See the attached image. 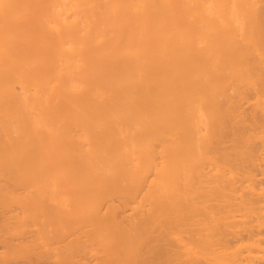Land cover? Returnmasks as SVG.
I'll return each instance as SVG.
<instances>
[{"label": "bare ground", "instance_id": "bare-ground-1", "mask_svg": "<svg viewBox=\"0 0 264 264\" xmlns=\"http://www.w3.org/2000/svg\"><path fill=\"white\" fill-rule=\"evenodd\" d=\"M64 1L0 0V264H136L193 179L264 213L253 171L212 165L233 121L244 163L264 150V0ZM255 240L231 264H264Z\"/></svg>", "mask_w": 264, "mask_h": 264}, {"label": "rangeland", "instance_id": "rangeland-1", "mask_svg": "<svg viewBox=\"0 0 264 264\" xmlns=\"http://www.w3.org/2000/svg\"><path fill=\"white\" fill-rule=\"evenodd\" d=\"M65 1H64L65 5H68L69 1L68 0H65ZM96 1L97 2H95V3H97V4H95V7L97 8V10L94 8L95 9V11L93 10L94 14H97L96 11L98 12L99 11L98 9L101 10L104 3H106V1H108V0H106V1L101 0L104 3L100 2L98 0H96ZM98 2L103 3V4H101V6H100V4H98ZM93 4L94 3H92V6H93ZM106 5H108V4H106ZM103 10H105V9L103 8ZM100 12L101 11H99L98 14ZM103 12L104 11H102L101 13H103ZM208 12H210V11H208ZM228 95L233 96L234 94L232 92H229ZM234 122H236V121H233L230 125L228 124L225 140H226V142L227 141H229V142H227V143L225 142V144L223 146H218L217 147L218 149L216 148L217 151L214 152V154L216 155L215 156L216 159L214 160V163L212 162V165L218 164V166H214V165H213L214 167L212 165L211 166L214 168V170H215V168H216V170L218 168H220L217 170L219 172V174L221 173V171L223 172V170H224L226 172L231 173L233 176H235V178L238 177L240 179H243V176L241 178V175H244V172L247 171V169L249 172L253 171V174L257 175V179H256L257 185L261 184L260 187L264 188V175L262 174L263 172H261L262 170L264 171V150L262 151V149H259L258 150L259 152L257 150H256L257 152L256 151L252 152L253 153L252 155L254 157L256 156V159H254V157L251 156L248 159V163H244L243 159L245 157H243L239 146H237V143L235 146H233L234 144L231 142V140H232L231 138L233 137L232 134H235L236 133L235 131L237 129V128L236 129H234V128H235L236 124L240 122V120L238 122H236L235 125H232V124H234ZM256 135L260 136V133H257ZM252 142L257 143L259 145V142H261V140L260 139H257V140L254 139ZM258 145L257 146L254 145L253 147L258 148ZM259 147H260V145H259ZM219 148H221V149H219ZM211 152L209 151L208 154H210ZM212 155H213V153H212ZM209 157H212V156H209ZM215 157L213 155V159ZM251 159L253 160V162ZM216 160H217V163H216ZM211 161H213V160H211ZM208 163H211V162H208ZM205 164H207V163H205ZM253 164L257 165V166H253ZM204 165H203V168H205V170H206L205 172H207V169L209 166L208 165L204 166ZM210 167H209L208 172L210 170H212V172L215 174L211 175L212 172L210 171L211 174L209 176L215 177V178H214V180H213V178H210V180H208L209 177H207V180L209 183H210V181H211V183H213V182H216L215 180H216V176L218 174L216 175L217 171H213V168L212 167L210 168ZM217 178L219 179V175L217 176ZM203 179L204 178H202V180L196 179V180L200 181V183H198V181L194 182V179H193L194 184L190 183L193 185V186L190 185L191 188L189 187V184H188L189 182H187V183L184 182V186H183V182L181 183L183 186V189L179 188V189H181V190H179V193L183 191V194L180 195V199L177 198L175 200V202L173 201L174 203L178 204L177 202L179 199L181 202H179L180 204H178L179 205L178 207H176L175 205H174V207L178 208L179 211H181L182 209H184L186 207L185 204H187L190 207V209L187 212L186 211L180 212L179 215L181 216L180 217L181 220L178 219V217H177L178 214H176L177 216L174 214L176 209L174 207L170 208L169 207L170 205L168 207L171 211H173L172 214L170 213V215L173 216V214H174L176 217V218L174 217V219H178V220H173L172 219L173 217H171V220H173V221H171L169 219L167 220L166 217H162V216H166L164 214L168 215V212H170V211L166 210V213L165 212L162 213V209L164 208L165 204H166L165 208L167 207L169 202L171 204V202H172L171 199H168V202L166 201V203L163 204L162 209L159 210L162 215H160L159 212L157 211L158 214L153 216V214H155L156 211L153 214L150 212L151 213L150 218H151V220H154V223H151L152 222L151 220H150L151 222L148 220V223L150 222L151 224H153V228L150 224H148L147 226L149 227V225H150L151 227H149V228H152V229L144 230L145 232L144 231L142 232L143 235H141L142 236L141 240L143 239L144 242L142 241V243H140V244L141 245L144 244V245H142V246L140 245L137 248V252L139 254H138V261L136 264H227L231 260H236L235 259L236 257L239 260L244 259L246 257L245 255H248V253H246L248 251H246V250L249 248L248 247L249 244L252 245V242H254L255 239H256L255 241H257V238H258V241H260V240L264 241V239L262 238V237H264V235H262L260 233V232H263V229H264V223H262V222H264V217H263L264 215L262 216V214H264V213H260V210H258L259 208L258 209L256 208L257 211H254V210H251V208L249 207L250 205H248V207H249V209H248L246 205H244L243 203L242 204L240 203L243 198L248 197V196L243 197V195H246V191L244 188L243 189L245 191V194L243 193L244 191H241V189L240 190L238 189L239 192H237L236 194L234 191L232 193L230 192L232 190V188H233V190H236V191H237V189H235V187H237V188L241 187L242 188L243 186H241V184H240L241 182L240 183L237 182L238 184H235L236 186L233 185L232 188H229V185L231 186V184H229L227 189H230V190H228V194H227L225 192V191H227V190H225L226 185H224V183H223L224 179L222 180L220 178V180L222 181V185H221L220 180H219L220 185H218L219 182H217L215 184L213 183L212 185L207 184V183L204 184V182H207V181H206V178L204 179L205 181ZM218 179H217V181H218ZM202 181H204V182H202ZM201 182L204 185L201 184ZM227 183H229V182H227ZM216 184L219 187H217ZM232 184H234V183H232ZM215 185L217 188V189H215L216 192L217 191L220 192V189L222 188V186H225L223 188V190L227 195L225 194L226 196H223L222 198H219L220 197L219 194H217L219 196L218 198H216L217 196L215 194L214 195L216 197L214 195H212V192H213L212 187H214ZM218 188H219V190H218ZM199 192H200V194H199ZM221 194L223 195L224 193H221ZM172 200H174V199L172 198ZM251 200H250V202H251ZM244 201H246V200H244ZM244 201H242V202H244ZM253 203H254V201H253ZM241 205H243V206H241ZM256 205H258V204H256ZM252 206H254V204H252ZM146 207L147 208L145 210H146V214H147L149 211H147L148 206H146ZM256 207H259V205ZM165 208H164V211H165ZM178 209L176 210V212L178 211ZM252 209H253V207H252ZM246 223L250 224V226H248V229H251L250 231H252V233L248 229L246 232L249 233V237L253 236L251 238L246 236V234H248V233H246L245 231L242 232V230H244L243 226H245ZM259 223L261 225H258ZM232 224H233V226H231ZM261 226H263V227H261ZM246 228H247V226H245V230H246ZM257 228H258V230L256 232H259L258 234L261 235L262 239L260 237H258L260 235H258L256 238H254V236L257 235L256 233L254 235H252L254 233L253 229L256 230ZM260 228H262V230ZM146 231H149V232L146 233ZM27 235L25 234L26 237L30 236V234H29V236H27ZM23 237H24V235H23ZM26 237H24V238H26ZM205 238L208 240V243L206 245L199 246L198 243L203 241V239H205ZM247 238L249 240L252 239V242H250L251 240L248 242ZM259 238H260V240H259ZM24 240H26V239H24ZM175 240H180V241L176 242ZM201 243H203V242H201ZM24 245H25V243H24ZM26 245H28V244H26ZM262 245L264 246V242H263V244H261V241H260L259 246L263 247ZM23 248H25V247H23ZM27 255H28V257H30V255H31V257L28 258L27 256L24 255L25 258L23 257L24 259L18 260L17 263L18 264H49V263L52 264L51 262H49L50 258L46 257V255H44V254H38V256H35L34 254H32V253L28 254V252H27ZM162 255H163V257H162ZM44 256H45V258H44ZM239 256L242 259L239 258ZM37 257H39V259ZM50 261H51V259H50ZM230 264H231V262H230Z\"/></svg>", "mask_w": 264, "mask_h": 264}]
</instances>
